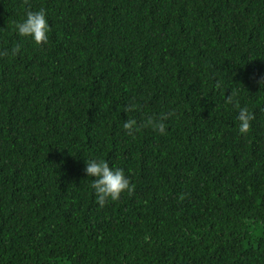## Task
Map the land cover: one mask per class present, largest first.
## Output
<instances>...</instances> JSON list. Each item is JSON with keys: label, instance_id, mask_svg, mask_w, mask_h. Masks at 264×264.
Segmentation results:
<instances>
[{"label": "trees", "instance_id": "1", "mask_svg": "<svg viewBox=\"0 0 264 264\" xmlns=\"http://www.w3.org/2000/svg\"><path fill=\"white\" fill-rule=\"evenodd\" d=\"M261 78L264 0H0V264H264ZM91 158L131 191L101 207Z\"/></svg>", "mask_w": 264, "mask_h": 264}, {"label": "clouds", "instance_id": "2", "mask_svg": "<svg viewBox=\"0 0 264 264\" xmlns=\"http://www.w3.org/2000/svg\"><path fill=\"white\" fill-rule=\"evenodd\" d=\"M15 30L19 37L28 39L37 46L46 44L49 40L50 26L45 11L43 9L28 11L25 18L16 23ZM18 51L19 48H14L11 50V54L14 55ZM258 82L264 86V78H261ZM229 102L235 103L239 110L237 116L239 133L241 135L248 134L253 120L252 114L247 107H241L234 96L229 97ZM166 119L167 116H150L143 126L163 135L166 132L164 122ZM123 128L131 135L137 130L136 122L131 119L126 120ZM85 165L84 172L88 178H92L91 188L101 207L109 201H118L123 193L131 191L130 179L122 168L110 166L105 160L97 158L86 159Z\"/></svg>", "mask_w": 264, "mask_h": 264}]
</instances>
